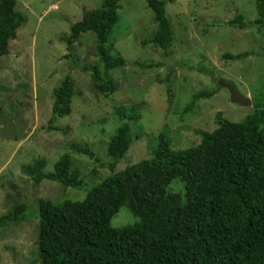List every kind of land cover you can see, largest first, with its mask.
<instances>
[{
    "label": "rangeland",
    "instance_id": "374dc122",
    "mask_svg": "<svg viewBox=\"0 0 264 264\" xmlns=\"http://www.w3.org/2000/svg\"><path fill=\"white\" fill-rule=\"evenodd\" d=\"M103 1L17 0L16 8L27 21L10 39L9 53L0 58V215L25 202L27 216L0 223V264H39L40 198L82 200L112 172L110 164L115 162L108 142L126 122L116 115L122 105L140 103L142 116L130 122L132 142L115 171L152 157L163 130L170 135V147L179 150L201 141L197 130L217 128L218 112L232 121L243 120L254 103L233 102L223 82L234 84L252 102L264 93V55L259 54L264 53V35L254 23L256 0H168L174 39L166 50L149 41L158 23L147 1L121 0L107 45L126 62L108 72L117 90L102 93L92 72L105 74L96 34L85 32L72 45L68 40L71 25ZM239 14L245 17V27L227 24ZM247 50L255 53L242 59L224 57L226 52ZM67 74L74 82L73 111L50 123L54 88ZM211 91L216 92L210 97L199 95ZM72 141L87 143L99 161L71 149ZM65 153L81 170V187L46 178L38 182L25 170L44 158L43 170L52 171ZM180 183L175 179L170 187L181 190ZM137 220L122 206L111 223L122 227Z\"/></svg>",
    "mask_w": 264,
    "mask_h": 264
},
{
    "label": "trees",
    "instance_id": "16d2710c",
    "mask_svg": "<svg viewBox=\"0 0 264 264\" xmlns=\"http://www.w3.org/2000/svg\"><path fill=\"white\" fill-rule=\"evenodd\" d=\"M120 1L104 0L101 7L85 10L82 19L71 25L68 40L72 45L85 32L96 34V53L105 74L98 69L92 72L95 86L104 94L117 90L109 70L126 62L107 45L119 19ZM146 1L158 23L149 41L166 50L174 39L168 0ZM16 5L17 0H0V58L9 53L10 39L27 21ZM256 7L254 23L264 35V0H256ZM227 24L243 28L245 17L239 14ZM253 53L226 52L224 57L242 59ZM215 92L199 95L210 97ZM53 94L50 123L73 111L70 74ZM253 103V111L241 121L218 112V127L197 130L201 141L195 146L173 150L170 135L163 130L152 157L115 171L132 142L130 122L142 116L140 103L119 107L116 115L126 122L108 142L115 162L110 164L112 172L82 200H38L39 264H264V93L254 97ZM70 147L99 161L87 143L72 141ZM45 166L46 160L38 158L25 170L38 182L46 178L66 187L82 186L81 170L73 166L69 153L54 163V170L45 172ZM175 179L184 188L181 183V190L171 188ZM122 206L138 220L115 227L111 220ZM26 216L27 204L17 202L0 215V223Z\"/></svg>",
    "mask_w": 264,
    "mask_h": 264
},
{
    "label": "water",
    "instance_id": "95a60500",
    "mask_svg": "<svg viewBox=\"0 0 264 264\" xmlns=\"http://www.w3.org/2000/svg\"><path fill=\"white\" fill-rule=\"evenodd\" d=\"M222 84L230 89L231 92L230 98L233 102L243 105H251L253 103L252 99L240 93V91L237 89V87L234 84L230 82H223Z\"/></svg>",
    "mask_w": 264,
    "mask_h": 264
}]
</instances>
